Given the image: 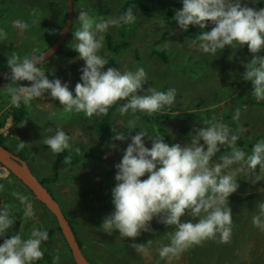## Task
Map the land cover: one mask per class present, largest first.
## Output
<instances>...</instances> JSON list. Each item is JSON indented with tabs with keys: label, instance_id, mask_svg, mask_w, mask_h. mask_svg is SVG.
<instances>
[{
	"label": "rangeland",
	"instance_id": "obj_1",
	"mask_svg": "<svg viewBox=\"0 0 264 264\" xmlns=\"http://www.w3.org/2000/svg\"><path fill=\"white\" fill-rule=\"evenodd\" d=\"M66 1L0 0V15L3 16V20H0V28H3L7 33L6 39L0 41V69L7 67V59L13 52L20 57L30 56L49 46L47 41L52 36L55 37L58 30L60 33L65 22ZM125 2L126 0H76L71 35L64 46L72 49L75 42L72 33L80 27L78 17L81 12L96 19L117 17L123 14L120 9ZM144 2L148 10L137 6L138 8L133 12L136 16L134 23L110 27L107 32L103 33V47L98 54L108 59L105 69L114 67L123 72L125 70L135 71L137 67H143L148 78V82L143 86L144 89L150 85L161 91L174 88L176 90L174 103L164 106L157 112L168 115L181 113L187 119L157 125L156 121L142 116L139 112L134 115L126 113L122 116L118 111V105L122 101H118L113 105L115 106L112 114L113 130L126 131L124 128L126 122L129 119H137V126L132 131L147 129L152 136L169 134V139H163L166 143L172 141L170 145L172 143L183 144L188 141L191 133L194 134L193 130L203 127L202 122L205 120H219L227 125L231 123L230 132L240 138L249 139V141L258 133H264V104H259L264 99L257 100L252 96L251 82L240 77V74L245 71L241 61L246 63L251 57L247 46L236 49L226 46L215 56L205 54L192 44V39L202 31L210 30L212 27L210 22L203 30L199 26H193L195 31L190 28L187 31H181L176 21L172 19L175 11L182 7L180 0H144ZM248 6L256 9L264 8V0H258L255 4L249 3ZM17 19L28 21L30 27L24 31L13 27L12 21ZM33 19L36 20L34 24L31 23ZM26 33H28L27 36H25ZM108 33L116 43L122 44L119 50L112 51L107 46L106 34ZM164 34L168 37L157 43V40ZM21 45L23 48H20ZM156 49H165L169 60H164L156 54ZM257 55L264 56V49H261ZM83 63V60L77 58L76 53L70 58L52 55L39 67L45 71V75L50 80L60 78L62 82H68L71 90L79 81V69ZM29 84V81L21 83V85ZM5 86L7 85L3 84L0 87ZM4 92H6L4 89L0 90V113H4L10 107L9 102L2 97ZM103 115L84 117L83 113H66L58 100H53L45 93L32 100L28 114L14 126L12 131H10L11 127L9 128L7 137L17 143L6 144L13 151L20 152L24 156L27 155L26 161L30 168L39 179H42L52 173L54 155L50 149H43L42 137L51 135L57 126L70 137L72 147L69 151L71 153L83 148H90L92 147L90 145L98 143L102 150L98 159L84 158L77 164L67 165L62 168L59 180L51 181L48 184L62 209L75 220L79 235L84 239L83 251L87 258L91 257L92 263L155 264V261H160L159 264H199L190 258L191 247L180 254L178 258L161 259L158 250L166 244L167 240L156 239L154 242L148 243L146 245L147 252L143 254L132 251V261H127L128 257L126 258L127 253L125 252L126 250L131 252L130 245L129 248L124 247L125 251L119 252L122 254L120 257L117 254L119 248L111 246L112 243L123 245L129 238L122 239L118 232L116 235L108 234L99 226L101 225V203H111L110 192L115 185L116 169L114 168L109 173L107 169L119 162L122 156V151L110 149L109 145L114 143L123 149L127 146V141L107 140L102 143L97 140V122ZM10 121L12 126L13 122L11 119ZM184 129H188V131L184 132ZM163 132L165 133L163 134ZM144 139L146 146L150 147V141L146 137ZM20 142L25 145L17 151V145ZM250 149L245 153L250 154ZM221 154L223 153H217V157ZM0 173H6L5 179L0 180L4 186L13 188L17 184L14 175L1 163ZM255 174H259L261 180L253 183ZM255 174H250L246 178L243 173H240L238 175L239 188L228 198L233 222L229 243H224L220 248L224 255L221 264H264V231L252 224V217L257 212L256 203L264 201V171L259 173V166H257ZM143 178L141 177V179ZM19 185L20 188L28 190L26 186ZM98 186L102 188L101 190L106 196L102 202L98 201V198L94 200L88 196L90 194L98 196L99 193L96 192ZM25 193L31 199L34 198V195L31 196L27 191ZM245 195L247 197L243 199ZM29 201L33 206L34 216L31 220H29L30 218L26 219L23 215L24 209H22L21 219L25 222L19 226L17 222L13 223L11 229L5 233V237L15 235L17 232L22 237H27L34 226L44 229L55 224L52 214L41 203L35 202L34 199ZM112 210L113 206L111 205L109 213L103 215L110 214ZM13 217L17 220L16 216ZM185 219L190 218L181 217V220ZM153 221L154 227L159 228L155 218ZM239 221H242L241 225H237ZM157 231L155 228L154 233L157 234ZM142 236L143 232L137 238L141 239ZM1 239L3 240V238ZM216 241L218 245L221 244L219 240ZM2 242L0 241V243ZM194 246L198 247L200 244ZM41 249L44 253L45 246L43 244H41ZM50 251L51 263L42 260V264H54V257H59L57 264H76L59 232L56 234ZM216 258L217 252L210 258L208 256L204 264L221 260Z\"/></svg>",
	"mask_w": 264,
	"mask_h": 264
},
{
	"label": "clouds",
	"instance_id": "obj_2",
	"mask_svg": "<svg viewBox=\"0 0 264 264\" xmlns=\"http://www.w3.org/2000/svg\"><path fill=\"white\" fill-rule=\"evenodd\" d=\"M180 2L182 7L175 11L172 19L181 31H187L190 25L202 30L209 22L212 25L210 30L202 31L192 39V44L203 53L215 56L226 46L233 49L247 46L251 57L246 63L241 61L245 71L240 77L251 82L252 96L257 100L264 99V56L257 55L264 49V8L248 6L258 0ZM135 20L131 8L117 17L101 19L85 12L79 14L80 27L72 33L75 41L72 49L84 63L79 69V81L71 90L68 82H62L60 78L50 80L45 75L38 66L44 60L43 56L20 57L13 52L7 59L10 75L5 76L10 83L0 88L9 96V105L17 108L21 103L29 105L45 93L58 100L64 112L83 113L84 117L107 114L109 107L118 101H122L118 105L122 116L137 112L151 115L172 105L176 94L174 88L161 91L150 85L144 89L148 78L143 67L123 72L114 67L105 69L108 59L98 54L103 47V33L110 27L130 25ZM12 25L21 31L30 27L28 21L19 19L13 20ZM6 37V31L0 28V41ZM20 81L30 84L21 85ZM202 124L203 127L193 130L188 141L171 145L164 141L162 134L152 136L147 129L132 131L137 126V119L126 122V131L113 130L115 134L111 140L127 141V146L120 149L114 143L109 145L110 149L122 151V156L113 166L116 169L115 185L111 189L113 210L102 220L100 228L104 232L117 231L122 239L136 238L142 232L153 231L151 222L155 218L165 228H172L166 233L169 242L158 250L161 259L169 260L208 239L218 238L222 244L229 242L233 220L228 198L239 188L240 173L247 178L255 174L257 166L259 173L264 171V139L257 140L250 154H246L237 146L238 135L231 133L227 124L214 119ZM145 137L150 141V147L146 146ZM42 141L57 154L72 147L70 137L59 126L51 135L43 136ZM24 145L20 142L17 151ZM223 148L228 151L217 157ZM5 177L6 173H0V180ZM258 180H261L259 174H255L253 183ZM3 188L0 184V191ZM12 196L24 206V217L32 218L34 209L28 197L19 192H13ZM255 208L257 212L252 217V224L264 231V201L257 202ZM182 216L190 219L181 220ZM14 221L8 208L0 207V238H3L0 264H35L44 255L41 244L48 239V231L34 226L27 237L17 232L5 238ZM148 243L150 240L145 244L133 242L130 246L143 254L147 252ZM58 260L59 257H54V264Z\"/></svg>",
	"mask_w": 264,
	"mask_h": 264
},
{
	"label": "trees",
	"instance_id": "obj_3",
	"mask_svg": "<svg viewBox=\"0 0 264 264\" xmlns=\"http://www.w3.org/2000/svg\"><path fill=\"white\" fill-rule=\"evenodd\" d=\"M75 1L76 0H74V3H75ZM137 6H141L143 8V10H146V11L148 10V7L146 6L144 0H126L124 6H122L120 10H121V12H125L127 9L131 8L132 12H135V10L138 8ZM0 20L1 21L3 20V16L2 15H0ZM57 27H58V25H57ZM189 28L192 29V31L194 29V27L191 26V25L189 26ZM70 31H71V29H70ZM70 31H69V34H68L66 40L59 46L58 50L55 52L54 55H62V56L70 58L76 53L73 49H69L68 47L64 46V44L67 42V40H69V37L71 35ZM194 31H195V29H194ZM58 34H59V30H58L57 34L55 35V37L52 36L47 41L48 45L53 43V41L57 38ZM27 35H28V33L25 34V36H27ZM33 36H34V34H33ZM167 37H168V35L164 34L163 36H161L157 40V43H159L161 41H164ZM106 43H107V46L112 51H117L122 46V44L116 43L112 39V37H111V35L109 33L106 34ZM20 48H23V46L21 45ZM42 51H37L33 55H38ZM155 52L160 57H162L164 60H167V61L169 60L168 54L166 53L165 49H162V50L156 49ZM24 82H28V81H20L19 84L24 83ZM8 83H10V80L5 79V77L0 79V86H2L3 84L7 85ZM12 86H16V85H12ZM0 88H3V87H0ZM2 97L4 98V100H7L9 102V96L7 95L6 92L2 93ZM255 103H257V102H255ZM259 104H264V100L259 102ZM31 105H32V102L29 105H24L23 103H21V106L18 107V108L10 106L7 110H5L4 113H0V126L4 125L7 116H11L13 125L11 126L10 131H12L14 129V126L19 124L26 117V115L29 112V108L31 107ZM0 109H1V106H0ZM114 109H115V106L112 105L108 109L107 114H104L97 122V132H96L97 133V140H99L102 143L103 142L104 143L107 142V140H111V137L114 135V131H113V128H112V114L114 112ZM141 114H142V116H144V117H146L148 119L156 121L158 123L157 125H159V123L172 122V121H183V120L187 119V117H184V114H181V113L171 114V115L162 114V113H159V112H154L151 115H146V114H143V113H141ZM230 125H231V123L228 124L229 127H230ZM185 129H184V132L188 131V129L187 130H185ZM164 133L165 132H163V134ZM163 138L164 139H167V138L169 139L170 138L169 134H166V136L164 134ZM251 138L252 139L249 141V139H243V138L239 137V139L236 142L237 146L240 147L242 150L248 152V150L250 148H252V145L257 140L264 139V133H258L257 135H255L254 137H251ZM9 142L17 143L16 141L10 140L7 137V135H3L2 133H0V143L5 145L7 148H9L7 146V144ZM171 142L172 141H169L168 143L170 144ZM90 146H92V147L83 148L81 150L76 151L75 153H71L69 151V149H66L65 151H63L61 153H58V154L54 153L53 162H52V173L50 175L44 176L42 179H40L49 188V190L51 191V193L53 195H54V193L51 190V188L48 186V184L51 181L56 182V181L59 180V178L62 175V168H64L67 165L77 164L80 161H82L84 158L85 159L86 158H89V159H98L99 158L98 155H99L100 151H102V150H101L100 146L98 145V143L92 144ZM43 149L47 150L49 148L45 144H43ZM221 151H222L221 153H224V152L228 151V149L227 148H223V149H221ZM13 152L18 154L19 156H21L25 160H27L26 159L27 155L24 156L20 152L19 153L15 152V151H13ZM30 157H33V156H30ZM113 169H114L113 166H111V167L109 166L108 169H107V172L109 173ZM14 177H15V175H14ZM15 178L17 180L16 181L17 184L13 188H8V187L4 186L3 190L0 191V207H7L8 210H9L10 216H16L17 220H15L14 223L17 222V224L19 226V224H22L23 222H25V221H22L21 213H20L21 210L24 209V206L22 204H20V202L15 197L12 196V193L13 192H19V193H21V194H23L25 196H27L25 191L30 193L31 196H33L34 193L31 190H29V188L21 180H19L17 177H15ZM0 184H3V183L0 181ZM19 184H21L23 186H26L28 188V190L20 188ZM101 189L102 188H100L99 186L96 189L97 190L96 192L99 193L98 196H95L93 194H90L88 196L91 197L94 200L96 198H98V201L102 202V200L106 196L104 195V191L101 190ZM90 190H93V189L90 188ZM242 191H243V189H242ZM110 194H111V192H110ZM27 197H28L29 200L34 199L35 202L41 203L52 214V216L54 218L55 224L54 225H49L48 227L44 228V229H46L48 231V239L46 241L42 242V244L45 246V251H44V255H43L44 259L41 258L40 260L35 262V264H42L43 263L42 260H45L46 262L51 263L52 257H51L50 249L52 248V245L55 242L56 234L59 232V234H61L63 236L61 227L59 226L58 219H57L56 215L53 212H51V210H49V208L43 202H41L35 195L33 196L34 198H32V199L29 196H27ZM246 197H247V195L243 196V199H245ZM56 199H57V197H56ZM111 205H112L111 203H107V202L101 203V210H102V213H101V216H100L101 223H102V218L105 217L103 214L109 213ZM65 214L68 217V219L70 220V223H71V225H72V227H73V229L75 231V234L77 236L79 244L81 245V247L85 246L84 239L82 237H80L79 232L77 230V226H76L75 220H73L72 217H70L66 212H65ZM31 219L32 218H30L29 220H31ZM153 222L154 221L151 222V228L153 229V231H151V232H143V236L141 237V239L137 238V237L136 238H129V240H126L125 244H123V245H118L116 243H112L111 246L113 248H116V249L119 248V251L117 252L118 256L120 257L122 255L121 253H119L120 251H125V248H124L125 246H127L129 248V245H131L133 242H135V243H146L148 240H150V242H154L156 239H161V240H167V242H166V244H167L169 242V238L166 235V233L171 232L172 228L171 227L165 228V226L160 224V223H158V225H157V226H159V228L158 227H154ZM241 222L242 221L237 222V225H241ZM23 226H24V224H23ZM155 228L158 230L157 234L154 233V229ZM116 232L117 231H115L113 233L116 235ZM149 234H151V236H149ZM10 236L8 235L5 238L10 237ZM63 239H64L65 243L67 244V246H68V248H69V250L71 252V249H70V247H69V245H68V243H67V241H66L64 236H63ZM216 240H218V238L217 239H208V240L202 241L200 243V246H198V247L193 245L190 248V251H189V253L191 254L190 255L191 260L193 262H196V263H199V264H204V262L208 258V256L210 258L211 255L213 256L217 252V258L216 259L217 260L221 259V260L219 262H212V263H206V264H221L222 258H224V255H223L222 251L220 250V248L223 246L224 243L223 244L221 243V244L218 245ZM0 241H3V240L1 239ZM82 249H83V247H82ZM132 251H135V249L133 247H131V252L130 251L127 252V250L125 251L127 253L126 258L128 257L127 261H132V258H133ZM88 259L92 260L91 257H88ZM159 263H160V261H155V264H159Z\"/></svg>",
	"mask_w": 264,
	"mask_h": 264
},
{
	"label": "water",
	"instance_id": "obj_4",
	"mask_svg": "<svg viewBox=\"0 0 264 264\" xmlns=\"http://www.w3.org/2000/svg\"><path fill=\"white\" fill-rule=\"evenodd\" d=\"M67 13L65 22L60 30L59 35L42 52L37 56H43L44 62L48 60L54 53L58 50L59 46L66 40L73 22L74 15V0H67ZM40 63V64H41ZM39 64V65H40ZM10 75V69L4 67L0 69V78ZM0 163L4 165L10 172H12L15 177L21 180L34 195L43 202L51 212H53L57 219L59 226L61 227L63 236L65 237L70 249L72 256L76 264H93L85 255L75 231L70 223V220L66 216L64 210L62 209L59 201L51 193L49 188L38 178V176L30 168L28 162L14 153L11 149L7 148L5 145L0 143Z\"/></svg>",
	"mask_w": 264,
	"mask_h": 264
},
{
	"label": "built area",
	"instance_id": "obj_5",
	"mask_svg": "<svg viewBox=\"0 0 264 264\" xmlns=\"http://www.w3.org/2000/svg\"><path fill=\"white\" fill-rule=\"evenodd\" d=\"M10 119L12 120V117L7 116L4 125L0 126V133H2L3 135H7L9 133V128L11 127Z\"/></svg>",
	"mask_w": 264,
	"mask_h": 264
},
{
	"label": "flooded vegetation",
	"instance_id": "obj_6",
	"mask_svg": "<svg viewBox=\"0 0 264 264\" xmlns=\"http://www.w3.org/2000/svg\"><path fill=\"white\" fill-rule=\"evenodd\" d=\"M54 56V55H53ZM2 69V68H1ZM5 77V76H4ZM3 78V77H2ZM1 79V78H0Z\"/></svg>",
	"mask_w": 264,
	"mask_h": 264
},
{
	"label": "crops",
	"instance_id": "obj_7",
	"mask_svg": "<svg viewBox=\"0 0 264 264\" xmlns=\"http://www.w3.org/2000/svg\"><path fill=\"white\" fill-rule=\"evenodd\" d=\"M55 54V53H54Z\"/></svg>",
	"mask_w": 264,
	"mask_h": 264
}]
</instances>
